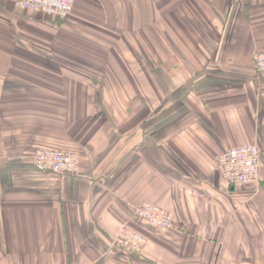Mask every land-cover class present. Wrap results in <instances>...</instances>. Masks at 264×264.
I'll list each match as a JSON object with an SVG mask.
<instances>
[{
	"label": "crops",
	"instance_id": "obj_1",
	"mask_svg": "<svg viewBox=\"0 0 264 264\" xmlns=\"http://www.w3.org/2000/svg\"><path fill=\"white\" fill-rule=\"evenodd\" d=\"M261 50L264 0H78L66 20L0 0V264H264ZM244 144L259 182L230 186L216 159ZM39 148L79 172L36 170ZM144 201L175 225L140 222Z\"/></svg>",
	"mask_w": 264,
	"mask_h": 264
},
{
	"label": "built area",
	"instance_id": "obj_2",
	"mask_svg": "<svg viewBox=\"0 0 264 264\" xmlns=\"http://www.w3.org/2000/svg\"><path fill=\"white\" fill-rule=\"evenodd\" d=\"M17 7L33 13H44L60 20L68 19L76 9L77 0H12ZM254 66L260 78H264V50L254 55ZM259 147L244 144L221 152L216 159V168L230 186H256L259 182ZM80 154L74 150L39 148L32 158L33 166L42 172L59 175L77 174L80 170ZM137 219L155 226L159 232H168L175 225V216L159 205L144 201L136 208ZM130 253H140L145 246V237L123 224L115 239Z\"/></svg>",
	"mask_w": 264,
	"mask_h": 264
},
{
	"label": "trees",
	"instance_id": "obj_3",
	"mask_svg": "<svg viewBox=\"0 0 264 264\" xmlns=\"http://www.w3.org/2000/svg\"><path fill=\"white\" fill-rule=\"evenodd\" d=\"M259 158H260V152H259ZM139 220V219H138ZM140 221V220H139ZM140 222H142V221H140ZM142 223H144V222H142ZM149 225V224H148Z\"/></svg>",
	"mask_w": 264,
	"mask_h": 264
},
{
	"label": "rangeland",
	"instance_id": "obj_4",
	"mask_svg": "<svg viewBox=\"0 0 264 264\" xmlns=\"http://www.w3.org/2000/svg\"><path fill=\"white\" fill-rule=\"evenodd\" d=\"M78 1V0H77ZM76 5H77V3H76Z\"/></svg>",
	"mask_w": 264,
	"mask_h": 264
}]
</instances>
